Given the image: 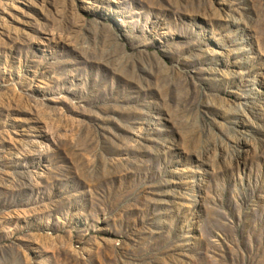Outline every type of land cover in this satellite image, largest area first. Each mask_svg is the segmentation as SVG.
Returning a JSON list of instances; mask_svg holds the SVG:
<instances>
[{"label":"rangeland","instance_id":"1","mask_svg":"<svg viewBox=\"0 0 264 264\" xmlns=\"http://www.w3.org/2000/svg\"><path fill=\"white\" fill-rule=\"evenodd\" d=\"M0 264H264V0H0Z\"/></svg>","mask_w":264,"mask_h":264}]
</instances>
